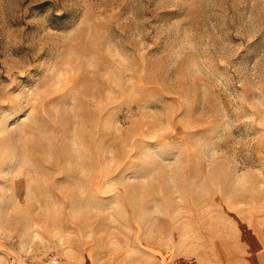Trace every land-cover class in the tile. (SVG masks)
<instances>
[{
	"label": "rangeland",
	"instance_id": "obj_1",
	"mask_svg": "<svg viewBox=\"0 0 264 264\" xmlns=\"http://www.w3.org/2000/svg\"><path fill=\"white\" fill-rule=\"evenodd\" d=\"M224 204L264 208V0H0V264H178Z\"/></svg>",
	"mask_w": 264,
	"mask_h": 264
},
{
	"label": "crops",
	"instance_id": "obj_2",
	"mask_svg": "<svg viewBox=\"0 0 264 264\" xmlns=\"http://www.w3.org/2000/svg\"><path fill=\"white\" fill-rule=\"evenodd\" d=\"M205 252L187 259L176 255L178 264H264V208L261 206H214L211 239ZM0 251L6 250L0 243ZM154 254L165 257L161 251ZM185 258V259H184ZM22 263V262H21Z\"/></svg>",
	"mask_w": 264,
	"mask_h": 264
},
{
	"label": "built area",
	"instance_id": "obj_3",
	"mask_svg": "<svg viewBox=\"0 0 264 264\" xmlns=\"http://www.w3.org/2000/svg\"><path fill=\"white\" fill-rule=\"evenodd\" d=\"M37 264H66L63 259L56 253L50 251L44 255L42 261Z\"/></svg>",
	"mask_w": 264,
	"mask_h": 264
}]
</instances>
